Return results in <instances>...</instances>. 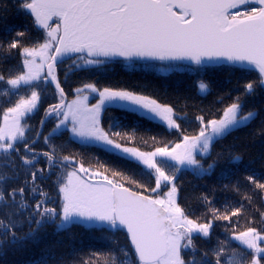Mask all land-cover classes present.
Returning a JSON list of instances; mask_svg holds the SVG:
<instances>
[{
    "label": "snow or ice",
    "instance_id": "1",
    "mask_svg": "<svg viewBox=\"0 0 264 264\" xmlns=\"http://www.w3.org/2000/svg\"><path fill=\"white\" fill-rule=\"evenodd\" d=\"M0 264H264V0H0Z\"/></svg>",
    "mask_w": 264,
    "mask_h": 264
},
{
    "label": "trees",
    "instance_id": "2",
    "mask_svg": "<svg viewBox=\"0 0 264 264\" xmlns=\"http://www.w3.org/2000/svg\"><path fill=\"white\" fill-rule=\"evenodd\" d=\"M18 22V21H15ZM132 75L128 73V71L126 69H121L117 72V74L115 75V79L121 80V81H127L129 79H132ZM183 81V84L185 87H192L193 89L195 88V84L192 80H189L185 77L181 78ZM119 111V110H117ZM131 115V114H130ZM146 127H152L151 124L146 125ZM154 131H158V128H153ZM187 179H190V177H188Z\"/></svg>",
    "mask_w": 264,
    "mask_h": 264
}]
</instances>
